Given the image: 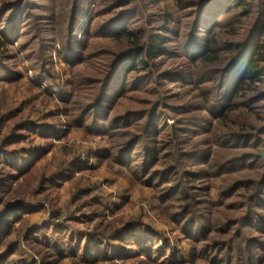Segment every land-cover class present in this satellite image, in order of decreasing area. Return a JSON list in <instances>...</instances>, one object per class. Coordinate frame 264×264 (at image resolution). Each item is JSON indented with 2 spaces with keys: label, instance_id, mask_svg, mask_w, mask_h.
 <instances>
[{
  "label": "trees",
  "instance_id": "1",
  "mask_svg": "<svg viewBox=\"0 0 264 264\" xmlns=\"http://www.w3.org/2000/svg\"><path fill=\"white\" fill-rule=\"evenodd\" d=\"M155 1L5 0L0 82L14 79L4 63L15 59V47L30 53L40 79H57L49 49L58 44L55 57L73 75V93L55 96L65 128L105 143L100 165L150 194L157 216L189 246L190 262L264 264V0H174L153 16ZM89 8L94 15L78 41ZM183 18L193 20L182 31ZM10 117L0 116V264H29L13 260L26 243L40 247L28 250L33 264H184L182 251L140 219L108 233L76 232L53 222L54 212L52 222L12 242L19 223L46 209L35 199L71 181L81 164L38 181L30 201L25 193L8 201L47 154L19 147L28 131L42 129L49 143L63 127L25 121L3 137ZM138 232L144 234L135 238ZM130 239L134 252L126 250Z\"/></svg>",
  "mask_w": 264,
  "mask_h": 264
},
{
  "label": "rangeland",
  "instance_id": "2",
  "mask_svg": "<svg viewBox=\"0 0 264 264\" xmlns=\"http://www.w3.org/2000/svg\"><path fill=\"white\" fill-rule=\"evenodd\" d=\"M17 0H0V10L7 2L13 3ZM5 2V3H4ZM156 2V1H155ZM149 10L153 16L160 11L171 10L174 0H159ZM95 6V5H94ZM92 8V7H91ZM89 11L88 24H90L91 14L94 15V8ZM190 11L181 13L187 16ZM11 13L5 14L3 21L9 20ZM193 19H182L181 29L185 30V25L192 22ZM156 21V19H155ZM87 24V26H89ZM86 26V29L88 27ZM183 38V37H182ZM77 39V38H76ZM174 44V43H173ZM49 49V56H52L53 62L52 75L58 76L57 79L51 80L46 76L40 79V73L34 71V61L29 62L27 54L17 53L15 47L13 54L15 59L4 63V65L14 72L15 76L11 77L12 82H0V116L8 115L10 119H6V123L1 125L2 136H9L13 130L20 124L34 123L41 126H57L63 125L62 131L57 137L47 143V139L41 138L42 129L37 135L29 130V139L19 145L23 149H30L34 152L38 150H46L47 154L37 163L40 167L32 178L23 181V185H17L16 191L13 190L7 198H11L16 194H26V200L30 201L29 192L31 188L37 190V182L43 179L53 177L65 170L70 164L80 161L81 166L72 173L71 181H66L60 188L51 185L37 197L38 202L45 204L46 209L38 211L30 215L25 221L19 223L16 227V233L11 237V241L18 240L26 230L35 227L44 226L50 222L51 215L54 212L56 224L60 226H69L72 231L97 233H108L116 228H122V221L127 224L133 220H139L143 224L153 227L157 232L165 234L169 239L168 245L172 249L181 250L184 257V264H192L187 258L190 251L189 246L175 232V227L171 224L160 220L154 211V203L148 193L141 194L135 190L124 178L118 176L107 165H100L98 154L105 147V143L98 138L86 137L83 133L65 128L68 119L61 113L62 105L56 99L61 89H66L68 94L73 93V75L70 69L63 68L62 64L55 57L56 52L60 49L58 44H53ZM174 94H180V88L168 86ZM18 111V112H17ZM17 112L16 115H13ZM44 133V132H42ZM15 147L9 148L12 150ZM44 151V152H46ZM97 154V155H96ZM82 159L88 160L87 164L82 165ZM23 189V190H21ZM15 191V192H14ZM86 193H83L85 192ZM82 193V194H81ZM131 200L128 206L122 205L125 200ZM19 201V200H16ZM99 202H104L105 209L100 206ZM121 205V210L117 211ZM90 219L91 222L87 223ZM88 220V221H87ZM68 224V225H67ZM50 229V228H49ZM116 229V230H118ZM48 236V230L45 231ZM144 233L138 232L135 238L141 237ZM158 246H162L158 238H154ZM126 244L127 252H134V246L130 243ZM27 244V245H26ZM18 250V255L13 260L18 262H28L33 264V258L28 254V250L40 249L34 244L26 243ZM111 246H117L112 243ZM114 257L111 249L109 252ZM116 264H139L134 261L116 260ZM61 264H75L71 259L64 260ZM152 264V263H149ZM195 264H206L197 262Z\"/></svg>",
  "mask_w": 264,
  "mask_h": 264
},
{
  "label": "built area",
  "instance_id": "3",
  "mask_svg": "<svg viewBox=\"0 0 264 264\" xmlns=\"http://www.w3.org/2000/svg\"><path fill=\"white\" fill-rule=\"evenodd\" d=\"M88 24V15L84 16L78 26H77V30H76V33H75V38H77L78 41H80L82 39V36H83V33L86 29V26ZM88 160L86 159H82V165H85L87 164Z\"/></svg>",
  "mask_w": 264,
  "mask_h": 264
},
{
  "label": "water",
  "instance_id": "4",
  "mask_svg": "<svg viewBox=\"0 0 264 264\" xmlns=\"http://www.w3.org/2000/svg\"><path fill=\"white\" fill-rule=\"evenodd\" d=\"M263 156H264V153H263Z\"/></svg>",
  "mask_w": 264,
  "mask_h": 264
}]
</instances>
